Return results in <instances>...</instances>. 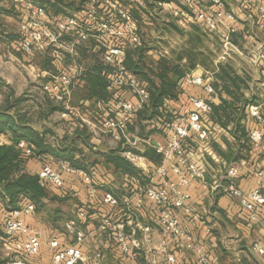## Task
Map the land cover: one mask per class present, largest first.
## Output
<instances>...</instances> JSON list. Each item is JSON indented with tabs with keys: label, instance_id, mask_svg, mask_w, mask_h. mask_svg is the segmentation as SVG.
I'll return each mask as SVG.
<instances>
[{
	"label": "built area",
	"instance_id": "built-area-1",
	"mask_svg": "<svg viewBox=\"0 0 264 264\" xmlns=\"http://www.w3.org/2000/svg\"><path fill=\"white\" fill-rule=\"evenodd\" d=\"M138 6H145L146 0H131ZM242 7H247L254 13L257 28L264 31V0H239ZM108 6L117 13L121 25L101 18L95 8L86 13V18L93 22L94 27L88 30L99 31V35L106 40L103 59L113 66L109 75L108 90L112 93L113 111L116 115L106 114L101 121H91L81 118V127L87 126L90 131L99 132L111 137L114 141H129L130 125L134 122L136 112L142 108L150 98V92L139 76L129 70L123 63L125 48L116 45L112 37L127 38L134 46H142L143 40L139 35L137 21L130 14L128 7L119 0H107ZM29 16L23 24L24 37L21 45L27 52L35 46L49 48L56 58L63 55L64 49L73 52L74 43L64 40L65 34L77 32L79 36L86 38L95 33H86L82 28V20L74 16L63 18L50 17L43 6L27 3ZM158 6L165 8L173 14L177 21L187 27L198 23L208 31L215 34L221 44V53L218 56V64L228 60L232 53L247 57L254 65L258 73L264 78V40L250 52L249 57L245 51L235 42L238 32L237 15L228 8L226 0H158ZM84 21V18H83ZM97 31V32H98ZM163 55V53L161 52ZM86 71L83 64L74 62L67 66L65 71L53 76L44 88L56 99L67 103V96L72 92L74 80ZM213 71H205L204 74L185 75L183 80L187 84L202 86L209 96L217 94L216 89L206 75L212 76ZM124 91L133 93L136 101L124 95ZM123 92V94H122ZM260 100L250 101L246 106L247 112V136L249 139V154L239 156L230 164L220 170V175L207 183L208 167L205 163L192 161L188 148L189 139L196 135L200 140H206L214 131V124L209 123L208 117L213 110L214 102L211 99L190 95L188 101L191 105L189 111L181 116H172L163 121L162 129L166 132L163 139H156L150 146L160 155V162L154 168L150 179H144L141 175H130V182L134 184V202L126 200L127 211L119 215L107 213L102 217L93 231L82 226L87 217V211L83 208L77 216L70 218L65 223L66 234L74 239L72 244H62L57 238L50 241L53 249L52 264H78L86 260L81 246L95 233L106 230L112 234L115 247L131 261V264H147L137 255L149 247L164 256L169 264H175L176 255L169 251L170 241L179 248L192 250L197 254L198 264H216L210 253V245L207 241L198 238L195 232L188 230L184 225V219L180 215L197 217L195 208L190 202L188 190L193 181L201 180L204 186L215 190H222L230 196L236 197L239 204L246 210L250 223H258L264 220V187L261 185L250 189H243L239 184L240 177L256 164L259 157L264 159V90ZM74 109L66 106L63 117H68ZM70 111V112H69ZM19 147L26 148L24 141ZM189 150V151H188ZM31 153L30 148H26ZM194 152V151H193ZM122 156L137 168H145V155L142 151H136L131 147H124ZM252 175L264 179V165L250 170ZM78 176L87 185L90 201L94 200L102 191V202L113 208L120 206L121 201L111 188L102 189L97 177V167L86 169L73 166L69 161L57 157H50L41 165L39 177L43 183L52 184L57 188H64V175ZM145 199L150 200L156 209L155 222L161 228L163 237L155 242L154 229L149 223L136 220L134 211L141 208ZM35 204L27 202L22 207L15 208L5 213L4 238L10 245L8 253L16 254L9 264H46L37 263L32 257L37 255L42 244L40 232L30 227L22 218L23 214L33 212ZM204 230L209 235L211 227L203 221ZM252 249L259 255H264V241H256ZM104 254L95 251L91 258L94 262L102 260ZM151 264H157V260H151Z\"/></svg>",
	"mask_w": 264,
	"mask_h": 264
},
{
	"label": "crops",
	"instance_id": "crops-1",
	"mask_svg": "<svg viewBox=\"0 0 264 264\" xmlns=\"http://www.w3.org/2000/svg\"><path fill=\"white\" fill-rule=\"evenodd\" d=\"M226 2L228 8L233 10L237 15L236 24L238 32L235 35V42L241 49L253 51L260 41L264 40V31L257 28L254 13L251 12L249 8L240 6L239 0H235V4H232L230 0H226ZM95 36L102 39L99 35ZM254 36L256 37L255 41L253 40ZM248 38L252 41V43H250L252 48H249L243 43V41L247 42ZM194 66V69L190 68L188 73L204 74L205 71L210 70L216 74L218 70L217 66L213 69H207L201 63H196ZM253 72L254 76L250 78V82H248L250 87L246 89L244 93L246 98L256 102L260 100V97H263L264 78L258 73L255 67L253 68ZM215 74L212 76L206 75L208 79H211L210 82L212 84L214 81L216 82L218 80ZM180 83L181 87L178 97L174 100L166 101L164 104L166 111L163 110L161 117H164L167 111L172 114H177L178 116L189 111L191 105L188 98L190 95L211 99L216 104L220 102L221 97L232 101V97L225 91L221 93L217 91V94L209 96L202 86L187 84L183 79ZM124 94L136 101V96L132 95L131 92L124 91ZM83 102L85 105L91 103L88 100ZM242 104V102L236 104L238 109H241ZM95 108L98 112V108ZM114 115H116V113L112 111L111 116ZM89 118L95 121L92 116H89ZM208 119L209 123H213L210 116ZM241 123H244L247 128V121L242 120ZM162 124V118L157 116L147 119L142 125L138 122L136 123L135 118L134 122L130 125L128 136L130 142H127V140L117 142L106 135V137L110 138L111 143L117 144L116 148H119L121 155L124 147L131 146L136 151L144 152L145 168H138V170L141 172L139 175L147 180L150 179V175L158 163L148 157L146 151L152 148L150 146L152 141L163 139L167 135L161 127ZM214 126V131L208 139L200 140L196 135H192L188 142L194 146V152L188 150L190 159L192 161L205 163L204 165L208 167L206 179L208 184L211 183L213 178L220 175V170L230 164L236 154L239 156H247L249 154V149L245 150L242 147L245 143V139L240 138L239 133H237L236 123L230 122L228 126H223L216 121ZM103 141L102 139H98V142L101 144ZM0 143L10 144V134H2L0 136ZM95 143L98 145L97 142ZM100 151L105 152L107 150ZM40 165L42 164H40L38 160L31 159L26 164V170L29 172H37L40 170ZM262 165H264V159L259 157L256 164L250 167V170ZM94 167H97L99 170L97 180L99 181L101 190L111 188L119 197L121 205L113 208L104 204L102 202V191L98 193L94 200L90 201L87 185L83 183L81 178L65 174V187L57 188L54 186V190L50 193L60 198L56 199L57 201H67L68 204H65V208H51V206L49 209V204L53 202L50 201L44 208L38 210L35 207L33 212L23 214L22 216L23 220L30 227L40 232L42 244L39 253L32 257L34 262L52 264L53 249L50 246V241L53 238H57L64 245L73 243L74 239L66 234L65 223L70 218L76 217L80 209L84 208L87 211V217L83 221L82 226L89 231H93L105 214L111 212L119 215L121 212L127 211L125 204L126 200L134 202L132 196L135 192V188L134 184L130 182V175L124 174L121 170L115 169L104 161L101 163L98 162ZM250 170H246L240 177V186L243 189H250L259 185L264 187V179L259 180L255 178L252 173H250ZM188 193L190 195V202L195 208L194 214H196L198 218L182 213L180 215L184 219L185 227L195 232L200 240L207 241L210 245L211 257L216 264H221L220 258L222 259L224 254L232 255L233 258H236L240 262L247 258L256 261L255 264H264V255H259L252 249L254 242L264 241V220L258 223H250L247 218V212L239 204L238 198L230 196L222 190H215L210 187L207 188L201 180L193 181ZM27 202L25 201L24 204ZM9 211L10 209L7 208L6 202L0 198V260H7V264H9L10 259L14 258L16 255L14 253H11V255L8 253L10 245L6 243V239L4 238V217L5 213ZM134 216L136 220L149 223L153 226L155 242H158L163 237L161 228L155 222V206L150 200L145 199L143 206L134 211ZM203 221L206 225L211 227V233L209 235L204 230ZM216 231H219L221 236H218ZM151 247H149L148 250L146 249L139 252L137 259L147 264H151L150 261L154 259L157 260V264H169L165 261L162 254ZM81 248L86 256V260H82L78 264H92L94 260L91 258L97 250L102 252L104 257L98 262L95 261V264H131V261L115 247L114 238L109 230L102 233L93 232ZM169 251L176 255L177 261L175 264H198V256L192 250L179 248L170 241Z\"/></svg>",
	"mask_w": 264,
	"mask_h": 264
},
{
	"label": "trees",
	"instance_id": "trees-1",
	"mask_svg": "<svg viewBox=\"0 0 264 264\" xmlns=\"http://www.w3.org/2000/svg\"><path fill=\"white\" fill-rule=\"evenodd\" d=\"M38 2L40 6L45 7L48 10V14H53L55 17L63 18L68 15V10H79L85 12L80 7H77L74 2H68L67 0H33ZM125 6L132 17L138 22V17L141 16V11H149L148 8L155 9L158 5V0H146L145 6H138L131 2V0H119ZM95 10L99 13L101 18L107 21L114 22L121 25L122 20L120 16L111 9L107 0H97L95 3ZM84 16L85 23H88L86 14ZM85 23L84 24L85 26ZM90 23V21H89ZM93 22L89 27L93 26ZM84 29H86L84 27ZM98 31V30H97ZM94 31V35H90L85 41V47L81 48L76 46V52L80 55V62L86 67V71L78 79H82L83 87L85 90V98L81 100L90 101L88 105L84 102V111L89 116H92L95 121H101L102 118L108 113H112V93L108 90L109 75L113 70V66L106 63L103 59V53L106 48L104 40L95 36L99 34V31ZM75 32L65 34L64 40L71 41ZM188 37L185 40L179 60L182 62L187 60V64L183 63H170L165 60L150 61L146 58L147 51L142 46L132 45L127 38L112 37V41L116 45L123 46L125 48L124 65L131 71L135 72L139 78L146 83V86L150 92L149 101L136 112V123L143 124L147 119L155 118L156 116L162 118L165 121L177 114H172L167 111L164 117L163 114L164 104L166 101L174 100L178 97L179 89L181 87L180 81L190 71L188 67L192 63H201L205 68L209 69L208 64L204 58L205 51L196 47L197 36L194 31H188ZM139 35L141 36V29L139 28ZM13 39L15 37H12ZM75 55V54H74ZM55 58V56H52ZM69 58L62 60V67L59 68V72L65 71L68 65L75 59H72V54L68 53ZM50 60H52L50 58ZM50 60H46L42 64V69L49 67ZM83 61V63H81ZM51 65V64H50ZM218 80L213 82V87L218 92L225 91L232 97V101L227 98L221 97L219 103L213 104V110L210 117L215 123L218 121L223 126H228L230 122H234L237 125V133L240 138L245 139V143L242 147L245 150L249 148V139L247 136V128L241 121L247 120V112L245 106L251 101L245 97L244 91L249 89L248 81L246 77L241 75H235L226 65L219 64L216 72ZM7 83L0 78V87L5 86ZM248 87V88H247ZM123 94V92H122ZM133 95V93H131ZM125 95V94H124ZM49 96L50 112L58 111L65 112L64 105L57 104L52 96ZM127 96V95H126ZM13 94L6 96L4 103L0 107V136L2 134H10L11 143H0V198H2L7 205V208L12 210L22 207L25 201H32L35 207L39 210L44 208L50 201L58 199V196L50 194L54 190L52 184L43 183L39 177V171L29 172L26 170V164L29 160L35 159L43 164L49 161L50 157H57L69 161L73 166L83 167L90 169L94 167L101 158L91 161L83 152L84 145L88 148H93V144L90 140V129L87 126L81 127L79 123H73L75 125V132L73 137L58 136L54 133L52 128L42 124L41 117L35 120L31 116V112L23 113L21 108H18V103L24 100V96H16ZM129 98V96H127ZM243 103L241 109H238L236 104ZM98 108V112L96 108ZM70 112V111H69ZM71 113V112H70ZM72 120V119H71ZM38 125V126H36ZM24 141L26 148L32 150L31 153L26 152V148L19 147V143ZM95 145V144H94ZM193 148L191 144L188 148ZM146 155L152 158L156 163L160 162V155L155 150L150 148L146 151ZM103 161L113 166L115 169L121 170L124 174L139 175L141 172L132 165L127 159H125L119 152V148L101 152ZM41 166V165H40ZM41 167H39L40 169ZM60 199V198H59ZM48 200V201H46ZM62 201V200H61ZM11 260V259H10ZM256 261L243 259L241 264H255ZM0 264H7V260H0Z\"/></svg>",
	"mask_w": 264,
	"mask_h": 264
},
{
	"label": "rangeland",
	"instance_id": "rangeland-1",
	"mask_svg": "<svg viewBox=\"0 0 264 264\" xmlns=\"http://www.w3.org/2000/svg\"><path fill=\"white\" fill-rule=\"evenodd\" d=\"M67 1L74 2L77 7H80L85 12L68 10V14L66 15L74 16L78 20H82V23H85L82 14L85 15L91 9L96 8L95 3L97 0ZM230 1L232 4H235V0ZM30 2L33 5L40 6L38 2H34L33 0H0V78L7 83L5 86L0 87V107L4 103L6 96L13 94L14 97L12 98H15L16 96L22 95L24 96V100L18 103V108H21L23 113L31 112L30 114L35 120L41 117L42 124L52 128L55 134L60 137L65 135L71 138L75 132L74 124L76 122L80 123L83 118L87 120L90 119H88L87 116L84 115L85 112H83L84 106L81 100L85 98V90L83 81H81L82 79L76 78V80H74L72 92L66 99L67 103L53 98L58 102L57 104L64 105L65 108L69 106L74 109L68 117H63L62 113L58 111L50 112L49 96H47L50 93L44 86L53 76L60 73L59 68L62 67V60L67 61L69 58L68 53L72 54V59L75 58L71 63L76 62V59H78L77 62H80L81 56H78L76 46L79 45L80 49L85 47V41L89 36L84 38L79 36L78 33H75L70 41V43H74L73 52L64 49L63 55L60 58H52L49 48L46 49L35 46L32 51H25L21 42L24 37L23 24L25 19L29 16L27 3ZM239 5L241 6L240 3ZM148 10L149 11H141V16L138 17L139 21L137 22L138 27L141 29L143 40L142 47L147 51V60L158 61L162 59L171 64L174 62L178 64H187V60L182 62L179 60V57L182 46L188 37L187 32L193 30L198 38L195 39L197 49L201 48L205 51L204 58L208 67H210L209 69L215 68L218 63V56L221 53V44L215 34L198 23L190 24L187 27L183 26L169 10L159 7L158 5L157 8L151 10L148 8ZM50 17L55 16L50 13ZM90 23L88 21V23H85V26L84 24L82 25V28H86L83 29L86 33L93 31H89V28H87ZM12 37L15 38L13 39ZM255 39L256 37L254 36L253 40L255 41ZM104 43H106V40ZM243 43L249 48H252L250 45V43H252L251 39L248 38L247 42L243 41ZM244 51L249 57L251 51ZM50 58L52 60H50ZM46 60H50V63H48L49 67L42 69V64ZM69 60H71V58H69ZM81 63H83V61ZM219 64L226 65L235 75L239 74L242 78L246 77L248 82H250L249 79L254 76L253 64L247 57L240 56L237 53H232L228 61L220 62ZM188 68L190 69V67ZM248 86L250 87L249 83ZM98 139L104 140L103 143L101 144L98 142ZM90 140L95 144H93V148H88L87 145L80 148H83L84 154L90 157L89 159L91 161L101 158L99 162H103L101 157L102 151L100 150L110 151L117 147V144L111 143L110 138L106 137L105 134L94 132V130L90 131ZM95 142H97L98 145ZM65 204H68V202L54 200L49 204L48 208L50 209L52 206L51 208L59 207L63 209L66 207ZM216 233L218 236H221L219 231H216ZM220 261L221 264H241V262L233 258L232 255L224 254L223 258H220Z\"/></svg>",
	"mask_w": 264,
	"mask_h": 264
},
{
	"label": "water",
	"instance_id": "water-1",
	"mask_svg": "<svg viewBox=\"0 0 264 264\" xmlns=\"http://www.w3.org/2000/svg\"><path fill=\"white\" fill-rule=\"evenodd\" d=\"M194 65H195V64L192 63L191 66H190V68L194 69V67H195Z\"/></svg>",
	"mask_w": 264,
	"mask_h": 264
}]
</instances>
